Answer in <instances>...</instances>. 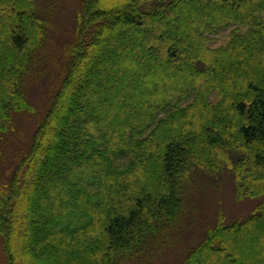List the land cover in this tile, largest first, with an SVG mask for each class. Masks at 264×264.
<instances>
[{
  "label": "trees",
  "instance_id": "16d2710c",
  "mask_svg": "<svg viewBox=\"0 0 264 264\" xmlns=\"http://www.w3.org/2000/svg\"><path fill=\"white\" fill-rule=\"evenodd\" d=\"M112 1L79 0L58 84L0 188L5 264L143 259L186 184L227 170L239 199L263 200L182 264H264V0ZM39 3L0 0V140L39 112L28 80L52 28Z\"/></svg>",
  "mask_w": 264,
  "mask_h": 264
},
{
  "label": "rangeland",
  "instance_id": "374dc122",
  "mask_svg": "<svg viewBox=\"0 0 264 264\" xmlns=\"http://www.w3.org/2000/svg\"><path fill=\"white\" fill-rule=\"evenodd\" d=\"M44 3L49 6L51 12L52 28L50 27L46 44L37 54L40 55V62L36 66L41 73L33 75L28 80L27 87L29 101L36 105L35 108L39 112L37 115H14L15 118L8 126V133L2 134L0 188L12 176L18 157L24 154L32 141L36 123L40 114L47 108L51 93L58 84L74 38L79 0H40L39 5L45 7ZM194 24L195 22L189 19L185 31L191 34L195 30ZM227 34L228 32L216 35L218 39L214 44L225 43ZM148 84L151 85L153 93H158L154 80L150 79ZM167 84L168 81H165L161 86ZM213 100H217L215 96ZM197 178L196 181L186 184L187 195L178 223L159 239L153 240L143 259L126 261L124 264H182L188 251L202 242L207 230L219 223L229 225L246 219L263 200L259 197L239 199L236 194V182L230 170L219 175L214 172L205 173ZM1 243L0 239V264H5Z\"/></svg>",
  "mask_w": 264,
  "mask_h": 264
}]
</instances>
